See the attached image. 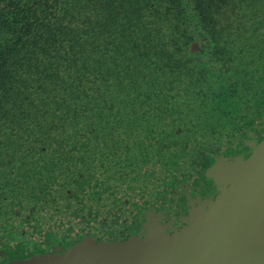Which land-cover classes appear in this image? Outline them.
Segmentation results:
<instances>
[{"label": "flooded vegetation", "instance_id": "flooded-vegetation-1", "mask_svg": "<svg viewBox=\"0 0 264 264\" xmlns=\"http://www.w3.org/2000/svg\"><path fill=\"white\" fill-rule=\"evenodd\" d=\"M264 140V0H0V264L172 235Z\"/></svg>", "mask_w": 264, "mask_h": 264}, {"label": "water", "instance_id": "water-1", "mask_svg": "<svg viewBox=\"0 0 264 264\" xmlns=\"http://www.w3.org/2000/svg\"><path fill=\"white\" fill-rule=\"evenodd\" d=\"M248 149L215 160V200L172 235L151 224L126 240L82 239L7 264H264V140Z\"/></svg>", "mask_w": 264, "mask_h": 264}, {"label": "rangeland", "instance_id": "rangeland-1", "mask_svg": "<svg viewBox=\"0 0 264 264\" xmlns=\"http://www.w3.org/2000/svg\"><path fill=\"white\" fill-rule=\"evenodd\" d=\"M208 179H210V178L208 177Z\"/></svg>", "mask_w": 264, "mask_h": 264}]
</instances>
